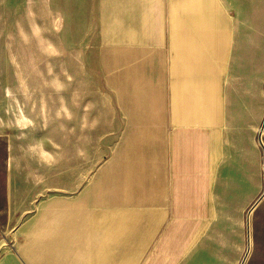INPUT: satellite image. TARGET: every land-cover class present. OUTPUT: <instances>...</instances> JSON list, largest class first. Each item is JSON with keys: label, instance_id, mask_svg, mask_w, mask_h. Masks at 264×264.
I'll return each instance as SVG.
<instances>
[{"label": "rangeland", "instance_id": "374dc122", "mask_svg": "<svg viewBox=\"0 0 264 264\" xmlns=\"http://www.w3.org/2000/svg\"><path fill=\"white\" fill-rule=\"evenodd\" d=\"M124 1L10 0L13 68L0 69V264H31L23 250L34 235L39 257H45L38 264H49L50 252L41 251L44 217L61 214L65 201L89 193L113 173L114 163L131 168L132 180V159L128 168L123 161L143 130L168 134L165 156L148 153L145 138L142 145L147 172L157 169L155 177L163 179L174 125V77L166 66L172 68L177 53L162 41L171 36L166 28L153 43L131 44L123 31L131 25ZM214 2L230 37L217 81L225 114L213 125L224 153L214 179L212 232L188 264H243L249 229L245 264H264V198L248 229L249 211L264 194V133L263 147L258 139L264 120V0ZM114 11L118 24L111 20ZM172 16L163 14L164 20ZM130 71L138 73V88L124 78ZM143 88L162 96L158 120L134 114L142 107Z\"/></svg>", "mask_w": 264, "mask_h": 264}, {"label": "crops", "instance_id": "0c3cea01", "mask_svg": "<svg viewBox=\"0 0 264 264\" xmlns=\"http://www.w3.org/2000/svg\"><path fill=\"white\" fill-rule=\"evenodd\" d=\"M123 4L131 24L123 31L134 40L131 44L153 43L159 31L171 29V36L161 35L177 53L172 71L166 66L174 77L170 164L162 161L161 181L155 177L157 169L147 172L144 138L147 152L165 156L169 137L160 129L138 133L123 161L127 167L132 159V180L130 167L123 171L114 163L113 173L105 174L89 193L65 201L61 214L44 217L41 251L50 252L49 264L55 260L57 264H188L210 236L217 215L214 179L224 151L213 125L225 114L217 81L230 39L224 29L227 21L214 0H125ZM9 5L10 0H0V61L7 62L1 70L13 68ZM169 12L173 16L164 20L163 14ZM116 14L111 20L118 24ZM124 78L139 87L136 71ZM140 96L143 104L134 110L136 116L162 117L163 99L155 89L143 88ZM23 253L31 264L45 259L39 257L35 235Z\"/></svg>", "mask_w": 264, "mask_h": 264}, {"label": "water", "instance_id": "95a60500", "mask_svg": "<svg viewBox=\"0 0 264 264\" xmlns=\"http://www.w3.org/2000/svg\"><path fill=\"white\" fill-rule=\"evenodd\" d=\"M263 129H264V127H263ZM263 133H264V131L263 132H261L260 134H259V137H258V139H259V142H260V144H262L263 145ZM263 198H264V194L263 195H261V197L259 198V200L258 201H256L255 202V204L252 206V208L250 209V211H249V217H248V229H249V222H250V216H251V214H252V211H254L257 207H258V205H259V203L263 200ZM248 246H250V229H249V241H248ZM251 247V246H250Z\"/></svg>", "mask_w": 264, "mask_h": 264}, {"label": "bare ground", "instance_id": "6f19581e", "mask_svg": "<svg viewBox=\"0 0 264 264\" xmlns=\"http://www.w3.org/2000/svg\"><path fill=\"white\" fill-rule=\"evenodd\" d=\"M263 127H264V120H263V122H262V124L260 125V128H259V131H260V133L261 132H263L264 131V129H263ZM259 133V134H260ZM261 146H262V144H261ZM263 147V146H262ZM264 164V163H263ZM253 212V211H252ZM251 245V244H250ZM248 246V245H247ZM252 247V246H251ZM250 246H248V249H247V252H246V254H245V258L243 259V264H245V261H246V259H247V256H248V254H249V252H250Z\"/></svg>", "mask_w": 264, "mask_h": 264}]
</instances>
